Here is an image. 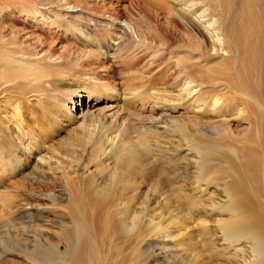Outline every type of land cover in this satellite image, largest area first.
I'll return each mask as SVG.
<instances>
[{
  "label": "bare ground",
  "instance_id": "obj_1",
  "mask_svg": "<svg viewBox=\"0 0 264 264\" xmlns=\"http://www.w3.org/2000/svg\"><path fill=\"white\" fill-rule=\"evenodd\" d=\"M69 1L80 9L52 11L65 20L60 32L33 29L38 36L53 35L58 40L67 38L65 32L73 27L78 34L91 27L105 34L108 41L101 40L100 48L109 52L106 56L91 47L94 44L80 42L89 46L81 60L74 61L84 78L71 77L60 68L30 73L37 60L49 61L51 56L46 50L33 55L24 52L0 34V150L13 167L24 170L32 165L30 180L55 177L64 198L52 194L44 199L51 205L64 200L69 208L68 214L59 215L60 220L30 211L5 220L0 225V261L18 255L32 264H147L151 258L156 260L153 264H264V141L251 146L252 139H236L229 131L230 123H247L257 139L264 138V0H165L171 14L184 21L175 23L184 40L182 48L172 45L160 29L152 33L139 18L131 19L117 9H111L107 18L104 13L91 15L83 9V0ZM3 8L1 22L6 19ZM31 13L23 10L25 16ZM119 19L139 30L137 43L131 42ZM140 29L149 36L147 41ZM116 37L118 41L112 42ZM179 49L197 51L198 56L195 64L182 65L176 80L185 78L177 89L119 86L117 68L140 65L142 72L153 68L155 72L174 57L169 54L165 59L168 52ZM130 53L134 54L130 58L136 56L135 62L127 64ZM31 56L35 62L29 61ZM182 57L176 55L175 61ZM101 60L100 68L94 70L91 64ZM198 62L213 66L202 69ZM52 79L59 83L55 92L49 89L56 82ZM200 88L205 89L203 93L210 91V100L199 102ZM73 94L94 96L96 101L100 95L110 96L103 97L106 106L75 115L67 104ZM186 98L190 108L181 107ZM170 103L172 110L189 111L185 117L190 120L168 113L154 117L148 112L157 109L153 104ZM38 105H45L44 114L35 110ZM117 107L118 114L106 113ZM122 109H130L126 123L119 116ZM78 120L80 132L65 138L63 131L73 129ZM49 135L61 142L63 150L49 148ZM242 147L250 153L243 154L246 148ZM206 153L227 161V172L236 185L219 199V205L201 211L210 216L218 210L227 216L217 220L211 231L203 225L192 233L182 228L172 231L173 224L186 219L184 215L162 208L152 212L147 194L140 201L125 188L111 191L137 170L131 160L144 168L146 160L162 165L166 173L170 166L180 165V178L192 174L197 181V164L206 165ZM4 212L5 208L0 210L1 217ZM183 234L190 237L187 242L171 243Z\"/></svg>",
  "mask_w": 264,
  "mask_h": 264
},
{
  "label": "rangeland",
  "instance_id": "obj_2",
  "mask_svg": "<svg viewBox=\"0 0 264 264\" xmlns=\"http://www.w3.org/2000/svg\"><path fill=\"white\" fill-rule=\"evenodd\" d=\"M67 2H69L67 5ZM66 3V4H65ZM54 5V6H53ZM71 5V7H70ZM74 5V6H73ZM83 9L91 13H104L106 15L111 13L113 10H119L125 14V16L130 17L131 19H141L147 24V27L150 28L152 33H155L160 29L163 34L168 35L172 39V45H178L182 48L184 44L183 37L176 26L177 19L184 22L180 16L170 12V4L166 3L165 0H83L82 2ZM3 8L6 11L5 21H0V34L5 35L9 45H15L16 48L21 49L24 52L29 54H35L38 51H47V55L51 56L49 61H44V59H39L35 62L33 56L30 57V62H35V65L30 73L43 74L44 71L49 68L56 70L55 68H60V70L71 75V77H82V70H80L79 65H75L74 61L81 60L83 57L82 52L89 48L88 45L81 44V41H87L91 44H94V49H99L98 51L102 56L109 54L105 48L101 45V40L108 41L107 36L101 31L93 30L89 28L87 32L75 33L76 27H73L69 32H65L67 38L65 37L62 40H58L53 35H45V38L38 36L36 30L33 27H43L45 30L51 32L56 31L57 33L59 26L64 23V18L58 15L52 14V11L69 8L80 9V6H75V4L69 0H0V8ZM74 7V8H73ZM79 7V8H78ZM115 8V9H114ZM30 10L32 13L29 15H24L23 10ZM112 9V10H111ZM119 23L125 29L131 42L137 43L140 39L139 30L135 29L131 23H128L124 19H119ZM92 24V22H91ZM26 26V27H24ZM24 27V29H22ZM30 29L33 31L30 33ZM141 30V29H140ZM143 39L149 38L148 35L145 36L144 32L141 30ZM106 36V37H105ZM145 36V37H144ZM53 38V39H52ZM116 39L111 40L112 42L118 41ZM146 41L148 39H145ZM115 42V43H116ZM10 48V46H9ZM170 56L169 60L165 64L154 72L155 68L149 70L148 72H142L140 65H130L128 67H119L117 68V73L121 76L119 81V86L121 87H130L136 85H145L152 86L153 89H166V90H175L180 85L181 81L184 80L185 76L180 77L179 80H176L178 74L181 70L183 64H195L194 58L198 56V52L177 50V52H168L165 55V59ZM133 53H130L126 58V63L131 64L135 62L136 56H133ZM183 56L180 60L175 61V56ZM106 60V59H105ZM104 62H93L91 66L94 70H98L100 65ZM210 62V61H209ZM214 62V61H213ZM137 64H141L138 62ZM186 64V65H187ZM204 63L198 62L200 68L206 69L207 66L203 65ZM203 66V67H201ZM45 75V74H44ZM175 79V80H174ZM54 85L50 86L49 89L51 92L57 91L59 83L56 79ZM198 89V88H197ZM218 89H214L215 91ZM204 88H200L199 102L210 100V91L204 92ZM70 96V95H69ZM110 95H100V100H94V96H77L71 95L69 101L67 102L68 106L73 107L71 111L72 114L80 115L88 109H93L95 107H104L107 105V102L104 98ZM196 97V96H194ZM193 97V98H194ZM102 98V99H101ZM70 100L72 102H70ZM189 99H184L182 102V108H190V104L186 103ZM46 105V101H44ZM142 103V102H141ZM136 104V103H135ZM134 104V105H135ZM45 105H38L35 107V110L38 114H44L41 108ZM157 106V109L148 110L151 116L160 117L165 113L170 114L171 116H178L177 119H186L190 120L185 116H189V111L185 109L172 110L174 104H153ZM147 105H145L146 107ZM148 107V106H147ZM153 108V106H152ZM119 107L108 110L106 113H111L112 115L119 113ZM120 113V119L123 123L128 121V116L130 109ZM170 117V116H169ZM227 117V116H226ZM47 118H50L47 116ZM227 119V118H226ZM120 120V121H121ZM80 120L73 124V129L69 131H63L62 135L66 137H74L76 132H80L81 129L78 128ZM227 123V122H226ZM229 131L235 135L236 139L240 138H250L254 142L251 146H259L263 143L264 138L261 136L259 139L252 133V127L250 124H229ZM124 127L128 130H131L126 124ZM67 130V128H65ZM76 131V132H75ZM124 134L122 133L120 139H122ZM197 140H200L197 138ZM227 142V141H226ZM48 145L49 148H55L58 150H63L61 142L55 137L48 136ZM136 145V144H135ZM243 154L247 155L250 153L248 147H242ZM255 151H258L256 147H253ZM136 150V146L134 148ZM46 152V151H45ZM205 152L201 153L203 156ZM209 156L208 162L206 165L197 164V170L200 171L199 177L196 181L195 177L192 174H188L186 178H180L178 175L180 169L177 166L176 169H173L174 166H170L169 173H166L164 168L161 166H155L152 162L146 160V168L140 166V164L131 160L129 163L132 168L137 167V170H133L131 173L130 179H126L124 184L121 187L113 186L111 191L114 193H119L121 188H125L129 196H137L140 201L143 200L144 194H147V197H150L151 207L153 211H158L160 208L165 210H173L179 214L184 215L186 219L179 220L176 224H173L171 229L176 231L179 228L186 229L185 232L192 233L195 232L199 225L205 226V230L211 231L216 225L217 220L224 221L227 216L224 214H218V210H214L215 214L206 216L201 214L203 210H209V207L219 205V199L226 195L227 191L236 189L235 182L233 177L227 172V161L206 153ZM199 159L200 158H196ZM180 164V162H179ZM200 167L203 171L208 169V172L198 170ZM167 169V168H166ZM173 169V170H172ZM175 170V171H174ZM109 171H113V165H109ZM32 173V165L29 169L22 170L20 167H13L10 163L7 153L3 150H0V210L5 208L4 216L1 217L0 214V225L7 219H14L17 216L25 212H42L43 215L48 218H55L60 220V214H68L69 208L66 205V201L61 200L59 203L55 202L54 205H51L47 201L46 197L51 196L52 194H59V196L64 198V190L60 191V186L55 177L50 175H45L38 179H29L28 175ZM203 177V178H201ZM191 188L192 190L189 191ZM190 196V201H193V204L187 201V196ZM157 202V204H156ZM216 204V205H215ZM227 204V202H224ZM41 224V222H38ZM198 225H195V224ZM188 237L186 234H183L178 239L173 240L171 243L187 242ZM183 244V243H180ZM177 246V245H176ZM180 247L182 245H179ZM156 260L149 259L146 261L147 264H153ZM0 264H32L27 257L9 255L6 256L0 261ZM160 264V263H158ZM161 264H166L161 262Z\"/></svg>",
  "mask_w": 264,
  "mask_h": 264
}]
</instances>
